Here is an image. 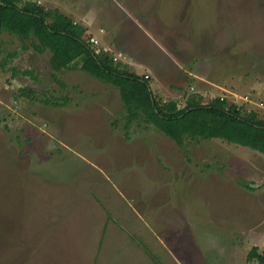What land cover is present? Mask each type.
Returning <instances> with one entry per match:
<instances>
[{"label": "rangeland", "instance_id": "1", "mask_svg": "<svg viewBox=\"0 0 264 264\" xmlns=\"http://www.w3.org/2000/svg\"><path fill=\"white\" fill-rule=\"evenodd\" d=\"M32 1L86 27L156 98L223 97L264 118V0ZM38 54L1 34L0 264H155L145 246L162 264H246L264 251V154L125 129L114 86Z\"/></svg>", "mask_w": 264, "mask_h": 264}, {"label": "trees", "instance_id": "2", "mask_svg": "<svg viewBox=\"0 0 264 264\" xmlns=\"http://www.w3.org/2000/svg\"><path fill=\"white\" fill-rule=\"evenodd\" d=\"M3 32L16 35L22 50L31 48L39 54L48 50L53 71L76 68L114 86L125 108V129L140 120L153 124L179 147L184 146L186 138H219L264 154V118L255 111L243 112L219 97L189 95L182 107L175 100L156 98L147 77L132 71L123 61L115 62L105 49L94 48L86 27L58 8L32 0H0V51ZM14 56L16 51L8 53V57ZM23 74L31 72L25 70ZM52 78L58 82L54 74ZM145 251L155 264H162L151 251ZM246 260L264 264V251L252 246Z\"/></svg>", "mask_w": 264, "mask_h": 264}, {"label": "crops", "instance_id": "3", "mask_svg": "<svg viewBox=\"0 0 264 264\" xmlns=\"http://www.w3.org/2000/svg\"><path fill=\"white\" fill-rule=\"evenodd\" d=\"M42 4V3H41ZM43 5V4H42ZM54 8H56V7H54ZM25 50H27V49H25ZM24 51V50H23ZM49 53L50 54V52L48 51V50H45L43 53H40V54H44V53ZM18 53V52H17ZM40 54H38V55H40ZM17 56H18V54H17ZM17 56H14L13 58H15V57H17ZM49 57H50V55H49ZM125 60V59H124ZM49 61V60H48ZM25 71V70H24ZM31 72V71H30ZM22 74H23V71L21 72ZM24 75H27V76H31L32 75V72H31V74H24ZM32 77V76H31ZM66 102V100H64L63 101V104ZM145 245H146V243H144ZM144 246V245H143ZM254 246H256V245H254ZM143 249H144V252H145V250H148V251H151L150 250V248L149 247H147V246H145V247H142ZM152 253V252H151ZM146 254H147V252H146ZM96 255H97V251H96V253H95V257H96ZM148 255V254H147ZM94 260H95V258H94ZM93 260V261H94ZM245 263L246 264H257V261L256 260H246L245 261Z\"/></svg>", "mask_w": 264, "mask_h": 264}, {"label": "built area", "instance_id": "4", "mask_svg": "<svg viewBox=\"0 0 264 264\" xmlns=\"http://www.w3.org/2000/svg\"><path fill=\"white\" fill-rule=\"evenodd\" d=\"M90 42L92 43V45H94V44H97L98 43V40L96 38H94V37H91L90 38ZM113 59H114V61H116L117 60V57L113 56ZM244 98L247 99L248 96H245ZM220 99H223V97H220Z\"/></svg>", "mask_w": 264, "mask_h": 264}]
</instances>
